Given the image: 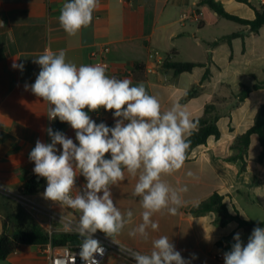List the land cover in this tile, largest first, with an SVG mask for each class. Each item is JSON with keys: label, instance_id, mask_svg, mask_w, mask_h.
I'll list each match as a JSON object with an SVG mask.
<instances>
[{"label": "crops", "instance_id": "1", "mask_svg": "<svg viewBox=\"0 0 264 264\" xmlns=\"http://www.w3.org/2000/svg\"><path fill=\"white\" fill-rule=\"evenodd\" d=\"M200 1L99 0L92 23L69 36L58 22L60 9L68 0H0V236L15 215L12 206L18 204L11 193H18L33 178L45 179L33 172L29 153L38 139L51 143L46 131L51 127L48 104L25 85L33 84L41 70L33 60L50 48L54 52L64 49L66 61L77 67L107 62L106 75L130 79L133 85L142 82L148 93L159 99L162 111L179 102L195 122L206 114L208 106L215 107L211 114L218 116L220 137H210L195 147L179 171L162 177L171 187L186 185L188 191L181 193L182 206L176 215L167 209L153 215L159 228L149 229L147 240L129 236L142 222L141 198L133 195L137 177L125 172L124 181L110 186L114 204L123 213L129 209L134 213L132 222L112 237L115 243L148 253L152 240L166 235L182 257L191 259L192 254L196 255L191 264H224L216 256L231 250L236 233L247 243L252 231L243 228L237 219L221 225V215L195 214L192 210L219 194L232 216L264 223V161L259 159L263 149L259 138L252 136L244 171L241 159L229 160L236 139L254 126L264 108V88L251 92L244 101L238 99L243 86L264 81V28L253 33L249 26L219 16L206 4L199 5ZM215 1L230 15L255 18V12L245 3ZM249 2L255 8L264 4V0ZM152 52H158L160 58H150ZM167 60L201 66L176 75L163 67ZM14 61L24 65L23 71L12 67ZM206 73L208 77L203 80ZM194 87L198 94L189 98L187 94ZM88 115L97 124L115 125L112 111ZM62 133L78 144L70 125ZM57 149L62 151V146L57 145ZM188 171L193 175L188 176ZM85 184V178L78 174L72 195L83 190ZM43 193L33 196L48 207ZM70 211L79 219L77 210ZM6 261L48 264L49 258L39 246L20 245ZM101 264L136 262L128 253L114 249Z\"/></svg>", "mask_w": 264, "mask_h": 264}, {"label": "clouds", "instance_id": "2", "mask_svg": "<svg viewBox=\"0 0 264 264\" xmlns=\"http://www.w3.org/2000/svg\"><path fill=\"white\" fill-rule=\"evenodd\" d=\"M98 6L99 0H68L60 9V27L75 36L92 23ZM33 62L41 70L35 82L25 88L43 98L48 104L49 120L67 122L78 141L77 144L48 127L51 143L38 139L29 153L33 172L47 181L45 199L80 213L76 230L82 239L81 260L84 264H101L99 258L106 250L94 234L100 231L112 238L132 222L134 215L130 209L123 213L114 204L110 186L124 181L125 172L137 177L133 195L141 198L142 222L129 236L139 235L147 240L149 229L159 228L152 220L155 213L167 209L176 215L182 206L181 193L188 191L187 186L173 188L162 177L184 166L191 144L189 137L197 124L179 102L162 111L159 99L150 95L142 82L133 85L130 79L109 77L101 64L77 67L66 61L64 49L54 52L45 48ZM12 67L24 69L22 63L15 61ZM85 108L112 111L114 127L97 124ZM57 145L62 146V151ZM109 153L110 158H106ZM78 174L86 184L73 196ZM187 175L193 173L188 171ZM233 240L231 250L224 253V264H264V228L255 227L246 244L239 233ZM122 251L136 264H191L197 258L195 254L191 259L182 257L166 235L153 239L148 253Z\"/></svg>", "mask_w": 264, "mask_h": 264}, {"label": "trees", "instance_id": "3", "mask_svg": "<svg viewBox=\"0 0 264 264\" xmlns=\"http://www.w3.org/2000/svg\"><path fill=\"white\" fill-rule=\"evenodd\" d=\"M239 2L247 4L255 12V18L253 20H245L227 13L224 9V6L220 2L215 0H201L199 5L206 4L213 11H215L219 16L234 21L236 23L242 24L244 26H249L251 32L257 33L262 28H264V4L260 8H255L249 2V0H237ZM201 66L197 63H177L170 62L169 60L163 63L165 69L173 71L174 74L179 75L186 72H191L195 68ZM208 77V73L204 75V79ZM264 88V81L256 83L251 87L243 86L242 91L238 95L239 101H244L248 98L251 92ZM198 94V88L194 87L191 89L187 96L189 98L194 97ZM215 107L210 105L206 109V114L195 120L197 127L193 130L192 135L189 137L191 144L187 152V157L189 153L197 146L205 144L210 137H220V131L217 126L218 116L212 115L211 110ZM104 108H100L96 111H87L91 113H99ZM67 122H61L59 118L54 122L52 129L54 131L63 132V130L68 126ZM256 135L259 138V142L262 146V152L259 156L260 161H264V108L259 113L256 118L255 124L250 128L245 134L239 136L235 143L232 145V150L234 154L229 157V160H238L243 161V171L247 166L248 159V150L251 144L252 136ZM106 158H110V153L106 154ZM46 188L45 179L41 181H36L35 178L27 181L24 185L19 188L20 193L24 194H38L44 192ZM15 210V215L9 220V224L6 226V231L0 236V261L7 260L12 254H14L17 248L20 245H32L39 246L44 249L46 245L50 242L54 246H64L68 242H81L82 239L79 235L67 234V233H56L51 237L49 234L40 226L32 216L19 204L12 206ZM195 214H206L209 212H215L222 216L219 219L221 225H225L230 219L235 218L238 220L240 225L245 228L247 231H252L255 227L264 226V223L261 222H250L241 219L239 216H232L224 202V197L219 194H214L208 200L202 202L200 205L196 206L193 210ZM15 226V233L13 236L8 235L10 227Z\"/></svg>", "mask_w": 264, "mask_h": 264}, {"label": "built area", "instance_id": "4", "mask_svg": "<svg viewBox=\"0 0 264 264\" xmlns=\"http://www.w3.org/2000/svg\"><path fill=\"white\" fill-rule=\"evenodd\" d=\"M185 18V15L181 17L182 20ZM160 56L158 52H152L150 58L159 59ZM98 64L103 65L105 68H109V64L103 60L99 61ZM55 121L56 119L51 121V128ZM11 195L19 204L29 211L35 222L42 226L50 237L56 233L79 235L76 230L79 219L71 213L70 208L61 207L59 204L50 200L47 202L48 207H45L31 194L18 192L11 193ZM66 226H70V228ZM94 238L98 239L106 250L105 255L99 258L101 263L114 249L124 252L122 249L125 248L119 246L112 238L106 237V235L100 231L94 234ZM81 242H68L64 246H54L50 240L44 248L49 258L48 264H84L79 256ZM223 257L224 252H220L217 254L216 259L224 263Z\"/></svg>", "mask_w": 264, "mask_h": 264}, {"label": "water", "instance_id": "5", "mask_svg": "<svg viewBox=\"0 0 264 264\" xmlns=\"http://www.w3.org/2000/svg\"><path fill=\"white\" fill-rule=\"evenodd\" d=\"M87 110H88L87 108L84 109L85 112H86ZM14 233H15V226L12 225V226L10 227L9 231H8V235H9V236H13Z\"/></svg>", "mask_w": 264, "mask_h": 264}, {"label": "rangeland", "instance_id": "6", "mask_svg": "<svg viewBox=\"0 0 264 264\" xmlns=\"http://www.w3.org/2000/svg\"><path fill=\"white\" fill-rule=\"evenodd\" d=\"M19 204V203H18ZM20 206H22L21 204H19ZM25 210L26 208L24 206H22ZM27 211V210H26ZM29 213V211H27ZM30 214V213H29ZM0 264H10L9 262L5 261H0Z\"/></svg>", "mask_w": 264, "mask_h": 264}]
</instances>
